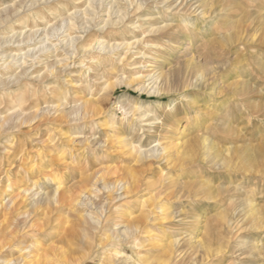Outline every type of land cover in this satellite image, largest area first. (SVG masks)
Here are the masks:
<instances>
[{
	"label": "rangeland",
	"instance_id": "1",
	"mask_svg": "<svg viewBox=\"0 0 264 264\" xmlns=\"http://www.w3.org/2000/svg\"><path fill=\"white\" fill-rule=\"evenodd\" d=\"M170 143L193 193L109 201ZM0 225V264H264V0H0Z\"/></svg>",
	"mask_w": 264,
	"mask_h": 264
},
{
	"label": "bare ground",
	"instance_id": "2",
	"mask_svg": "<svg viewBox=\"0 0 264 264\" xmlns=\"http://www.w3.org/2000/svg\"><path fill=\"white\" fill-rule=\"evenodd\" d=\"M89 52V51H88ZM150 55V54H149ZM149 63V62H148ZM147 77V76H146ZM244 92V91H243ZM241 95H243V93H241ZM146 108H150V105H147L146 106ZM140 109V108H139ZM128 113V112H127ZM150 113H149V111L147 110V111H143L142 113H140L138 116L139 117H143V118H146L148 115H149ZM138 118V117H137ZM142 119V118H141ZM158 120V119H157ZM147 121V120H146ZM146 121H144V122H146ZM192 141V140H191ZM191 141H189V142H191ZM187 144V143H186ZM194 145H193V143H190V144H188V145H186L185 147L186 148H184V154H186V155H183L181 152L179 153H173V151H172V147H173V144H169V145H167V144H161L160 145V148H159V150H157L156 151V153L154 152V153H151L150 151H152L153 149H149V150H139V148H138V150H137V152L138 153H140L137 157H136V160L137 161H140V162H142L141 163V165L142 166H144L145 168H147V169H149L150 168V166L153 164V163H156L158 166H163V167H167L168 169H172V170H176V169H178V171L176 172V177H174V178H172V179H168L167 177H164V176H161L160 178H159V180L157 181V182H143L142 180H139V179H132V182L130 183L129 181L127 182V183H125V186L123 187V189H122V192L121 193H119V194H117L116 196H114V197H110L109 198V201H113V200H116V198L117 197H120V198H117L118 200L119 199H122V198H128L129 196H130V194L132 193V195L134 194V195H138V193L140 192V189L141 190H143L144 189V187H146L148 190H150V191H154L155 192V194H154V196H153V201H152V203L154 202V201H157L158 202V200H160V198H161V196L163 195V194H171V196H176V194L177 193H179V190L180 189H183L185 192H187V193H193L194 192V189H196L195 187H196V185H195V182L192 180V181H187V182H180V179H182V178H185L187 175L188 176H190L191 174H192V170L190 169V167L189 166H187L186 164L188 163V165L189 164H191L192 163V161L189 163V160H191V157H192V149L194 148L193 147ZM135 147V146H134ZM134 147H131L130 146V150L132 151V150H134L135 148ZM195 149V148H194ZM150 152V153H149ZM185 156H187V158H185ZM179 157H182V158H184L185 160L186 159H188V162H187V160L186 161H183L181 158H179ZM193 158V157H192ZM144 159V160H143ZM169 167H171V168H169ZM98 179H100V181L101 182H103L104 183V178H103V175L101 174V175H99L98 176ZM190 179V178H189ZM185 180V179H184ZM120 181V180H119ZM182 181V180H181ZM133 183V184H132ZM105 184V183H104ZM132 184V185H131ZM181 187V188H180ZM198 187V186H197ZM180 188V189H179ZM199 188H197V190H198ZM56 190H58V189H56ZM196 192H198V191H196ZM11 193V192H10ZM15 193V192H14ZM12 194V193H11ZM62 194H64V192L62 193ZM61 194V195H62ZM185 194V193H184ZM19 194H14V195H11L10 196V203H11V205L13 206V208L15 209V208H17L18 207V202H16V198H18L17 196H18ZM180 195H183V193H181ZM178 196H179V194H178ZM178 196H176V198L178 197ZM183 196H186V194L185 195H183ZM188 196V198H189V195H187ZM186 196V197H187ZM194 196V195H193ZM197 196V195H196ZM62 197V196H61ZM60 197V198H61ZM195 197V196H194ZM193 197V198H194ZM64 198V196L62 197V199ZM3 202V201H2ZM116 202V201H115ZM151 203V204H152ZM11 208V207H10ZM161 210H160V208H159V210H158V213L160 212ZM162 211H163V209H162ZM14 212V211H13ZM7 214V213H6ZM5 214V215H6ZM5 217V216H4ZM6 217H8V216H6ZM10 217H11V215H10ZM162 218L163 219H165V218H167V216L166 215H162ZM4 219V218H3ZM5 220H6V218H5ZM7 221H10V220H8V218H7ZM4 223H6L5 221H3ZM2 223V222H1ZM8 224H10L9 222L7 223V227L8 226H10V225H8ZM2 225V227H3V225L4 224H1ZM0 225V226H1ZM6 227V228H7ZM4 228V227H3ZM3 228H1V230L3 229ZM5 228V229H6ZM4 229V231L6 232V230ZM8 229V228H7ZM211 230V229H210ZM212 232V231H211ZM211 232L209 231V229H207V236H206V238L204 239V241L203 242H201V246L200 247H207L208 246V244H209V242H212V237H213V235L211 234ZM1 234H3L2 232H0ZM5 238V237H4ZM3 241V240H2ZM1 244V246H2V243H4V241L3 242H0ZM5 243L7 244V242L5 241ZM4 243V244H5ZM0 246V247H1ZM3 248V247H2ZM202 257V256H201ZM5 261V260H4ZM11 261L12 260H7L6 259V263H11Z\"/></svg>",
	"mask_w": 264,
	"mask_h": 264
}]
</instances>
